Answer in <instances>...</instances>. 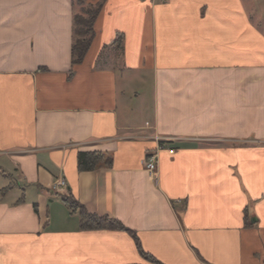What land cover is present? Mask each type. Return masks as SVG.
Masks as SVG:
<instances>
[{
	"label": "crops",
	"instance_id": "crops-1",
	"mask_svg": "<svg viewBox=\"0 0 264 264\" xmlns=\"http://www.w3.org/2000/svg\"><path fill=\"white\" fill-rule=\"evenodd\" d=\"M88 2L0 0V264H264V0Z\"/></svg>",
	"mask_w": 264,
	"mask_h": 264
},
{
	"label": "trees",
	"instance_id": "trees-1",
	"mask_svg": "<svg viewBox=\"0 0 264 264\" xmlns=\"http://www.w3.org/2000/svg\"><path fill=\"white\" fill-rule=\"evenodd\" d=\"M83 1L84 0H73V3L81 5ZM93 6L94 7L89 6L83 13L76 12L73 15V41L71 45V60L73 63L80 62L88 50L90 39L93 34L92 26L99 9V4H93ZM110 161V156H104V154L99 152L79 151L77 155V168L79 170H90L101 163L109 165ZM61 198L70 209L78 211L80 225L83 229L108 228L130 232V230L117 219L88 213L70 194L64 195ZM137 247L139 252L146 256L138 243Z\"/></svg>",
	"mask_w": 264,
	"mask_h": 264
},
{
	"label": "built area",
	"instance_id": "built-area-1",
	"mask_svg": "<svg viewBox=\"0 0 264 264\" xmlns=\"http://www.w3.org/2000/svg\"><path fill=\"white\" fill-rule=\"evenodd\" d=\"M161 148V147H160ZM170 152L172 150L170 149ZM156 154L148 153L146 157L143 159V167L149 173V176L154 179L156 176ZM65 187V182L62 179H58L53 182L52 189L57 190L59 188Z\"/></svg>",
	"mask_w": 264,
	"mask_h": 264
},
{
	"label": "rangeland",
	"instance_id": "rangeland-1",
	"mask_svg": "<svg viewBox=\"0 0 264 264\" xmlns=\"http://www.w3.org/2000/svg\"><path fill=\"white\" fill-rule=\"evenodd\" d=\"M93 4L95 5L96 3H90L88 2V0H84L81 5H75V10L77 12L83 13L86 9L89 8V6L94 7Z\"/></svg>",
	"mask_w": 264,
	"mask_h": 264
}]
</instances>
